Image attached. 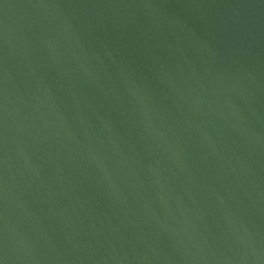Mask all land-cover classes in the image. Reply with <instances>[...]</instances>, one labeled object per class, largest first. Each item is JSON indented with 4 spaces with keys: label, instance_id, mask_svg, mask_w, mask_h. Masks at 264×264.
<instances>
[{
    "label": "water",
    "instance_id": "95a60500",
    "mask_svg": "<svg viewBox=\"0 0 264 264\" xmlns=\"http://www.w3.org/2000/svg\"><path fill=\"white\" fill-rule=\"evenodd\" d=\"M0 264H264V0H0Z\"/></svg>",
    "mask_w": 264,
    "mask_h": 264
}]
</instances>
